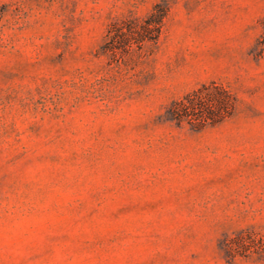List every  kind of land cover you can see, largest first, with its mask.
I'll list each match as a JSON object with an SVG mask.
<instances>
[{
  "label": "rangeland",
  "instance_id": "obj_1",
  "mask_svg": "<svg viewBox=\"0 0 264 264\" xmlns=\"http://www.w3.org/2000/svg\"><path fill=\"white\" fill-rule=\"evenodd\" d=\"M263 35L264 0H0V264H264Z\"/></svg>",
  "mask_w": 264,
  "mask_h": 264
},
{
  "label": "trees",
  "instance_id": "obj_2",
  "mask_svg": "<svg viewBox=\"0 0 264 264\" xmlns=\"http://www.w3.org/2000/svg\"><path fill=\"white\" fill-rule=\"evenodd\" d=\"M166 17L167 10H161L160 6L143 23L126 21L123 26L114 25L113 29H116L110 33L114 35V41L121 39L128 52L134 47L142 49L146 43H156L159 40ZM262 42L264 43V35ZM234 104L232 94L225 87L214 86L212 89L205 87L174 103L169 112L172 120L179 122L189 120L192 124L196 121L203 124L210 120L216 123L225 118L226 114H231Z\"/></svg>",
  "mask_w": 264,
  "mask_h": 264
}]
</instances>
